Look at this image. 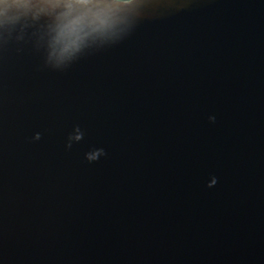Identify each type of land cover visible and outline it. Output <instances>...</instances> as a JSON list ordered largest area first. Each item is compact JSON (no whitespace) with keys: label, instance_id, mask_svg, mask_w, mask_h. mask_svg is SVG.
<instances>
[{"label":"water","instance_id":"95a60500","mask_svg":"<svg viewBox=\"0 0 264 264\" xmlns=\"http://www.w3.org/2000/svg\"><path fill=\"white\" fill-rule=\"evenodd\" d=\"M43 23L0 41V264H264V0H147L62 71Z\"/></svg>","mask_w":264,"mask_h":264},{"label":"clouds","instance_id":"9594fccd","mask_svg":"<svg viewBox=\"0 0 264 264\" xmlns=\"http://www.w3.org/2000/svg\"><path fill=\"white\" fill-rule=\"evenodd\" d=\"M146 3L147 0H0V41L6 43L17 26L28 27L43 19L38 34L45 65L62 71L88 50L121 41ZM209 120L214 122L215 117ZM98 154L106 155L103 149ZM98 154L90 155L87 161H97Z\"/></svg>","mask_w":264,"mask_h":264}]
</instances>
